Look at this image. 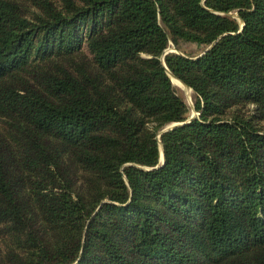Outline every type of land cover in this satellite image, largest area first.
Instances as JSON below:
<instances>
[{"label":"trees","instance_id":"trees-1","mask_svg":"<svg viewBox=\"0 0 264 264\" xmlns=\"http://www.w3.org/2000/svg\"><path fill=\"white\" fill-rule=\"evenodd\" d=\"M262 120L264 0H0V264H264Z\"/></svg>","mask_w":264,"mask_h":264},{"label":"rangeland","instance_id":"rangeland-1","mask_svg":"<svg viewBox=\"0 0 264 264\" xmlns=\"http://www.w3.org/2000/svg\"><path fill=\"white\" fill-rule=\"evenodd\" d=\"M233 15L236 16L235 13H233ZM169 51H175V49L173 48L172 45H170L166 50V52H169ZM172 83H173L175 89L177 90L178 94L183 98V100L189 106L190 114L195 115V111H194L193 106H192L193 105V92H192V90L186 89L181 84L174 83L173 80H172ZM257 126L259 128H261L262 130H264V120L258 121Z\"/></svg>","mask_w":264,"mask_h":264},{"label":"water","instance_id":"water-1","mask_svg":"<svg viewBox=\"0 0 264 264\" xmlns=\"http://www.w3.org/2000/svg\"><path fill=\"white\" fill-rule=\"evenodd\" d=\"M161 59L163 60V58H161ZM167 72H168V71H167ZM168 75H169V77L171 78V80H172V78L177 79V78L174 77L170 72H168ZM177 80H178V81L182 84V86L185 87L186 89H191L188 85H186V84H185L184 82H182L181 80H179V79H177ZM192 117H193V114H191L190 117H189L187 120H185V121H182V122H173V123H171V124L165 126V127L160 131V133L165 132V131L170 130V129H173V128L178 127V126H182L183 124H185V123H187L189 120H191ZM160 133H159V134H160ZM158 137H159V135H157V139H158ZM161 160L163 161V154H162V152H161Z\"/></svg>","mask_w":264,"mask_h":264},{"label":"bare ground","instance_id":"bare-ground-1","mask_svg":"<svg viewBox=\"0 0 264 264\" xmlns=\"http://www.w3.org/2000/svg\"><path fill=\"white\" fill-rule=\"evenodd\" d=\"M173 82L176 83V84H181L177 79L175 78H172ZM182 85V84H181Z\"/></svg>","mask_w":264,"mask_h":264}]
</instances>
